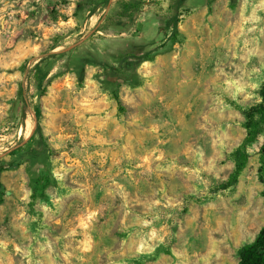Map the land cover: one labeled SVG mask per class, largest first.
Listing matches in <instances>:
<instances>
[{
    "label": "rangeland",
    "instance_id": "1",
    "mask_svg": "<svg viewBox=\"0 0 264 264\" xmlns=\"http://www.w3.org/2000/svg\"><path fill=\"white\" fill-rule=\"evenodd\" d=\"M114 2L0 0V264H237L264 227V0L99 27Z\"/></svg>",
    "mask_w": 264,
    "mask_h": 264
},
{
    "label": "trees",
    "instance_id": "2",
    "mask_svg": "<svg viewBox=\"0 0 264 264\" xmlns=\"http://www.w3.org/2000/svg\"><path fill=\"white\" fill-rule=\"evenodd\" d=\"M213 2L215 0H208ZM109 2V0H107ZM141 0H115V2L110 6L107 13L104 15L103 20L101 21L99 27L113 26L120 22L130 20L133 17L134 12L139 8ZM94 12V11H93ZM93 14V13H91ZM181 14L179 11L172 10L171 14L166 16V24L164 26L163 35L165 41L175 44L178 42L179 29L178 24L180 22ZM99 30V29H97ZM56 47V46H55ZM61 52L51 53L45 57H41L38 62L33 65L34 78L37 84V93L39 98H41L46 92V83L45 80L49 74V71L42 66V63L50 56H57ZM150 59L148 55H145L143 60ZM111 94L114 98L118 99V94L115 90L111 91ZM34 108V115L37 120L35 127L36 134L43 139V134L39 119L41 116V106L40 101H32ZM258 145L260 147V152L262 156V166H261V178L264 182V121L260 128V135L258 138ZM1 171V169H0ZM239 260L237 264H264V227H262L259 232L256 234L255 238L246 243L239 249Z\"/></svg>",
    "mask_w": 264,
    "mask_h": 264
}]
</instances>
